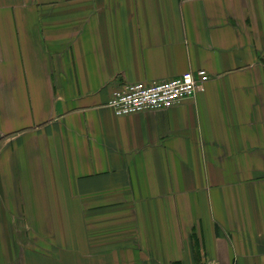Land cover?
Wrapping results in <instances>:
<instances>
[{"label":"crops","instance_id":"0c3cea01","mask_svg":"<svg viewBox=\"0 0 264 264\" xmlns=\"http://www.w3.org/2000/svg\"><path fill=\"white\" fill-rule=\"evenodd\" d=\"M0 264H264V0H0Z\"/></svg>","mask_w":264,"mask_h":264},{"label":"built area","instance_id":"2783aa9c","mask_svg":"<svg viewBox=\"0 0 264 264\" xmlns=\"http://www.w3.org/2000/svg\"><path fill=\"white\" fill-rule=\"evenodd\" d=\"M206 69L198 68L150 82H125L114 88L107 105L116 115L169 108L191 97L207 81Z\"/></svg>","mask_w":264,"mask_h":264}]
</instances>
